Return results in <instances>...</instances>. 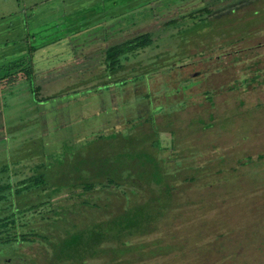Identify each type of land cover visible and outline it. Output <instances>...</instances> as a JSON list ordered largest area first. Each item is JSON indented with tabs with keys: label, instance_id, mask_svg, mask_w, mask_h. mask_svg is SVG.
Returning <instances> with one entry per match:
<instances>
[{
	"label": "rangeland",
	"instance_id": "1",
	"mask_svg": "<svg viewBox=\"0 0 264 264\" xmlns=\"http://www.w3.org/2000/svg\"><path fill=\"white\" fill-rule=\"evenodd\" d=\"M17 61L0 264H264V0H0V75Z\"/></svg>",
	"mask_w": 264,
	"mask_h": 264
},
{
	"label": "trees",
	"instance_id": "2",
	"mask_svg": "<svg viewBox=\"0 0 264 264\" xmlns=\"http://www.w3.org/2000/svg\"><path fill=\"white\" fill-rule=\"evenodd\" d=\"M152 36L150 33H143L140 35H137L133 38L127 39L121 43L118 44H113L110 45L107 49H105L104 52V64L106 65V71L109 74H115L117 71L121 70L122 68V58H126L129 55L136 54L142 50H145L146 48L150 47L152 45ZM4 70V73L0 75V83L4 85L3 82L7 83H12L14 82L17 78H19L21 75H24V77L28 80L29 79V71L25 69V67H22L21 61H17L14 63L6 64L5 66L2 67ZM31 86V84H29ZM32 88V87H30ZM33 93V91H32ZM34 94V93H33ZM37 169L39 170L41 168V165H36ZM164 168L159 169L161 172V175L163 174L166 175L167 172L163 171ZM41 176H35L32 175L29 178H27V182L24 183L23 186L19 187L16 189L17 191L21 190H29L33 188H38L43 185L42 179H40ZM158 185L164 186V190H170L171 186L168 185L167 183L156 181ZM105 183V182H104ZM102 183V184H104ZM106 183H112V180L106 181ZM102 184L94 183V182H88V183H79V184H74L73 189H76L78 187H81L83 191L88 192L93 190L96 187H102ZM122 184L127 183L125 181L122 182ZM1 198V197H0ZM9 219V221H8ZM12 222V223H11ZM14 224L13 217L6 218V222H0V229L5 226L6 228L9 224ZM10 230V229H9ZM8 231V229H6ZM7 235V234H6ZM39 235L37 233H32V234H20V235H14V241L17 240L18 238L21 241L24 242H33ZM11 239L6 240L5 242H11ZM62 252V250H60ZM60 253V252H59Z\"/></svg>",
	"mask_w": 264,
	"mask_h": 264
}]
</instances>
